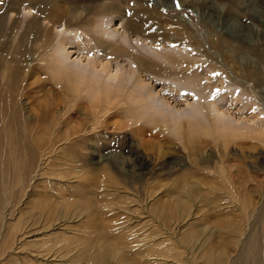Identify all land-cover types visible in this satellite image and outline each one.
Listing matches in <instances>:
<instances>
[{
    "label": "rangeland",
    "instance_id": "374dc122",
    "mask_svg": "<svg viewBox=\"0 0 264 264\" xmlns=\"http://www.w3.org/2000/svg\"><path fill=\"white\" fill-rule=\"evenodd\" d=\"M159 3L0 0V264H264L246 250L254 237L264 248V139L217 135L264 123V0ZM121 21L178 27L194 50L113 35ZM90 47L110 67L143 60L150 88L182 95V111L157 114L134 79L87 64ZM221 73L243 100L211 107L206 131L177 132L195 91L218 99Z\"/></svg>",
    "mask_w": 264,
    "mask_h": 264
},
{
    "label": "bare ground",
    "instance_id": "6f19581e",
    "mask_svg": "<svg viewBox=\"0 0 264 264\" xmlns=\"http://www.w3.org/2000/svg\"><path fill=\"white\" fill-rule=\"evenodd\" d=\"M155 1L157 3H159V0H155ZM143 15L147 17V14H145V13ZM115 19L120 22L121 18H119L117 15H115L114 18H112V20H115ZM108 21H110V19H108ZM148 27L152 28V29H148V31H147L146 28H148ZM172 27H173V31L174 32H171L169 30V31H165L164 34H161L159 31L156 30V28L150 27L147 21H143V23H141L139 26L136 25L135 23L129 21L128 25L126 27L123 26L122 21H121V26L117 27V28H112V26H111L110 27V32L113 35L118 34L120 37H124V36H129L130 37L131 36V37H135L136 39H138L140 41H143V42L147 41L146 42L147 45H149L150 47H153V48H155V46H157V47L161 46V44H162L161 41H164L163 44H162L164 48L165 47L166 48L173 47L174 49H177V50H180V51H186L187 53L191 54V52L194 50V48H191V47L187 48V45L185 46L184 43H186V40H185L186 37H185V33H183L184 31L183 32H182V30L180 31L178 27H174V26H172ZM121 28H122V30L120 31ZM63 31L67 32V33H71V32H74V31L76 32V30L70 31L69 29H67L65 27L63 28ZM73 38H74V36H73ZM73 38L66 39V36L62 35L59 38L58 41H59V44L63 48H65V46L72 44L70 41ZM90 48H92V52L93 53L91 54V57L89 59H87V64H90V65L92 64L94 69H98L99 71L106 72L107 76L109 78H113V79H118L119 78V79H121V81L123 83H128L131 79H134L133 80L134 83L143 90L144 94L149 95L151 97L152 96H157L161 100L160 102H161L162 108H161V106H158L156 108H160L162 110L161 111H160V109L157 110V114L165 115V111H164L163 107L165 109L172 110L171 112H177L178 113V111L179 112L182 111L181 110L182 106L179 104V103H182V102H180L182 99H179V97H181L182 95H179L178 98H175L174 97L175 95L172 96V97H170V95L169 96H166V95L160 96V95H158V93L154 92L155 90L151 89L152 87L150 86L151 84L149 82L147 84V79L149 78V76L146 74L147 64L144 63L143 60L137 59L136 62H135L136 63L135 66L136 67H133V66L130 65L129 61L126 58H122L118 64L117 63L112 64L114 67H110L111 62L108 59L101 58L102 53H100V54L98 53L99 55L96 56V53L98 51H96L94 49L95 47H90ZM154 51L157 52L158 49H154ZM170 53H168L167 55H164V54L163 55L165 57V56H168ZM176 62L178 63L180 61L177 60ZM213 72H214L213 74H216L215 71H213ZM215 81L218 83V84L217 83L216 84L220 87V92H219L220 94H219L218 99L217 100H214V99L213 100H209L210 98H206L204 96H200L199 92L195 91V96H192V101H187L186 100V102H184V105H183V107H187L186 109L188 110L186 112V116H185L186 121L185 122L182 121V117L181 116H180L181 118L177 117L173 121V124L175 126V130L177 132H180V130L183 132V129L185 131L189 130L192 133L194 132L195 134L200 132V131H206L209 127H212V126L214 127L215 126L214 117L212 118V115L209 112L211 107L213 108L215 113H217L218 115L221 116L223 114H226V113H224L223 109L230 110V108H231V107L229 108V106L231 105V103H229L230 101L239 102V101L243 100V98L242 99L239 98L238 94L235 91L231 92V89H234V88H232L233 86L231 85V83L234 84V83H236V81L232 80L229 77V75L221 73L220 75H218L215 78ZM232 81H235V82H232ZM171 86H173V85H171ZM167 88L170 91L171 90L173 91L175 89V87L173 88V87H170L169 85L168 86L166 85V89ZM177 88H176V90H178ZM244 88L246 89L247 86H245ZM245 89L242 88V91H243L242 93L243 94H245V91H244ZM141 92L142 91H140L139 93H141ZM164 92H166V91H164ZM144 94H141V95H144ZM146 95H144V96H146ZM141 97H143V96H141ZM141 97H139V100H140ZM143 98L145 100L149 99V98H146V97H143ZM252 98H253V96H252ZM171 100L174 101V104H172L173 102L172 103L170 102ZM218 100L221 103H218ZM157 104L159 105V103H157ZM258 106H259V104H258ZM251 109L253 110L252 112H254V107L251 108ZM262 111L263 110L259 108L258 115H256V112H255L254 116H262V114H263ZM228 113H230V112H228ZM235 128H237V127L227 126L225 124L224 125H218L217 126V132H218L217 135H220V136H225L226 135V136H229V137H233V136H241V137L243 136L244 137V136H247V137H250V138H254L253 140H255V138L256 139H258V138L264 139V123H262V125L254 126L253 129H252V131H254V133H246L243 130L240 131V128L239 129H235ZM184 132L182 134H184ZM223 156H225V155H223ZM3 183L4 184L1 186V195L6 196V195H8V190H10V189L7 186L6 182H3ZM5 205H6V201L4 199H1L0 200V218L3 215V211H4V208H5ZM262 219H264V218H262ZM0 221H1V219H0ZM17 227H18L17 224H16V226H14V225L12 226V231H11L12 233L10 234L11 238H13L14 235H12V234H14L16 232L14 230H17ZM8 240H9V238H8ZM9 243H10V241H9ZM4 244H6V243H4ZM8 244H6V245H8ZM95 248H96V246H95ZM9 250H10V248H9ZM246 250L249 251V259H252V261H254V262L258 261V260H261V257L264 254V248L258 242H256V238L255 237L247 244ZM90 253H91V251L89 252V255H90ZM97 256L99 258H101V253H100V255H97Z\"/></svg>",
    "mask_w": 264,
    "mask_h": 264
}]
</instances>
